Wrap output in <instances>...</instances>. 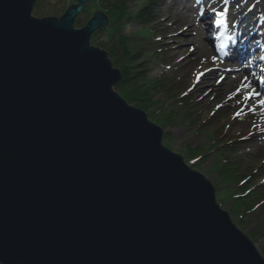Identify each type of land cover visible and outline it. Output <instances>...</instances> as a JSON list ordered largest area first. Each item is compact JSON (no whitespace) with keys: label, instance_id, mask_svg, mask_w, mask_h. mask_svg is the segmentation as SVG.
Wrapping results in <instances>:
<instances>
[{"label":"water","instance_id":"obj_1","mask_svg":"<svg viewBox=\"0 0 264 264\" xmlns=\"http://www.w3.org/2000/svg\"><path fill=\"white\" fill-rule=\"evenodd\" d=\"M0 0V264H264L215 189L115 90L91 0Z\"/></svg>","mask_w":264,"mask_h":264},{"label":"rangeland","instance_id":"obj_2","mask_svg":"<svg viewBox=\"0 0 264 264\" xmlns=\"http://www.w3.org/2000/svg\"><path fill=\"white\" fill-rule=\"evenodd\" d=\"M133 1L138 7L147 2L128 0L131 4ZM160 1L162 9L149 19V23L142 18L126 21L119 17L116 23L122 22L121 44L113 49V53L108 52L113 67L119 69L122 76V64L130 60L125 66L132 74L135 88L142 90L141 104L131 103L115 86L114 90L129 105L144 111L150 122L162 128V144L166 148L182 156L188 166L211 182L221 208L264 258V116L259 114L261 107H257V100L245 98L247 92L233 96L245 76L264 93L257 84L261 74H257V69L255 72L249 69L256 61L242 64L235 60L238 65L233 64L235 62L220 59L209 45L210 31L205 14L209 12L218 17L221 10L228 8L231 12L229 0H205V3L200 0ZM76 3V0H42L40 4L37 1L32 15L60 18ZM212 8L216 11H211ZM90 11L84 13L87 19L83 21L93 18L96 12H103L108 19L118 16L117 11L107 12L99 3H94ZM217 17L213 18L217 20ZM75 28H82V25L75 22ZM211 30L215 29L212 27ZM105 34H99L97 40L93 35L91 46L108 51L109 40ZM190 46L195 51L190 52ZM258 54L257 51L256 57ZM213 57H216L215 61ZM209 68L211 72L207 71ZM259 99H264V95ZM252 107L256 108L255 112L250 111ZM241 136L244 138L237 144L239 168L229 170L223 166L225 158L215 155L209 148L214 138L218 137L220 144L229 137L237 140ZM229 174H233L238 182L246 178L247 183L240 185L246 192L250 183L260 184L250 188L259 192L261 198L248 203L251 211H239L241 204L234 198L239 196L235 193V183L227 181Z\"/></svg>","mask_w":264,"mask_h":264},{"label":"trees","instance_id":"obj_3","mask_svg":"<svg viewBox=\"0 0 264 264\" xmlns=\"http://www.w3.org/2000/svg\"><path fill=\"white\" fill-rule=\"evenodd\" d=\"M41 1L42 0H38L39 4ZM262 1L263 0H229L233 15L235 16V19L242 18L244 19L245 22H252L254 20L261 19V17L259 16L264 13V1L263 3ZM160 2H161L160 0H149V2L147 0L145 4L141 5V7H138L136 2L133 1L131 4L130 2H128V0L126 1L125 0H91L86 5L87 7L85 6L81 15L77 17L75 22L76 24L82 25L83 27L85 23L90 21L92 18L90 20H86V22L83 20L87 19V18H84L86 17L85 14L86 13L89 14V12H91L90 10H91V7L94 6V3L95 5L99 3L101 7L107 10V12L114 13L115 11H117L118 16H114L113 18L109 17L108 25L99 29L94 34L95 38L93 37L94 39L97 40L100 37L99 34L106 32L105 34L106 38L109 40V43L107 44V50L108 52L113 53V49H115V47L118 46L119 43L121 44L119 31H120L122 22L116 23L117 21L120 20L119 17H121L122 20H126V21L130 20L133 17H135L136 19L142 18L147 23H149L150 22L149 19L151 17L153 18V16L156 15L162 9V6L159 5ZM261 24H262V27H260V29H264V17L261 20ZM111 42L113 44H110ZM129 62L130 60L127 59L125 61V65L130 64ZM125 65L122 64L121 68L123 70V76H122V79L115 85V88L118 89L119 92H122L123 95H126V97L130 101H132L131 103H136L139 105L141 104L139 98L142 95L141 94L142 90L140 88H139L140 90L135 88L134 86L135 83H133V78L131 77L132 74L127 71V68ZM184 104L185 103H180L179 105H184ZM241 138L242 137L235 140L229 137L226 140V142L222 140L223 142L219 144L220 140L217 137L213 139L212 145L209 148V149L212 148V152L215 155L225 158L223 166L225 168H228L229 170H235L239 168L238 163H236L237 160L239 159L238 157L239 149H238L237 144L240 143ZM200 156L197 157L199 160L201 159ZM227 177L230 178L227 180L228 183H233V184L235 183V188H236L235 193H237L236 195L239 197L238 198L234 197V198H236L235 200H238V202L241 204L239 211L242 209H245L246 212H249L248 210L251 211V208H248L249 206L248 203H251L254 200H261V198L259 197V192L257 194V191H255L254 188L253 190H251L250 188H252V186H256L260 184L250 183L248 186H251V187H248L249 189L246 192V190L242 188V186H240L242 185V183L244 184L247 183L246 178L238 182L233 174H229ZM259 203L257 205H259Z\"/></svg>","mask_w":264,"mask_h":264},{"label":"snow or ice","instance_id":"obj_4","mask_svg":"<svg viewBox=\"0 0 264 264\" xmlns=\"http://www.w3.org/2000/svg\"><path fill=\"white\" fill-rule=\"evenodd\" d=\"M211 11L215 12L216 9L212 8ZM221 16H224L225 13L223 12V10L220 11L219 13ZM184 30V29H182ZM160 37H158L159 39ZM189 51H195L194 47L189 48ZM216 57H213V60L215 61ZM201 63L203 64L204 61H201ZM207 71L211 72L212 69L209 68ZM201 75H203V73H201ZM261 80L264 81V76L261 77ZM219 82V81H217ZM197 83H199V80H197ZM189 91H191V89H189ZM247 92V95L245 96V98L249 101L252 100H257L258 104L257 107H264V99H259V97H261L262 95H264V93L260 92L257 90V85H253L252 82L249 80V78L247 76H245L241 82V87L237 88L236 92L233 94V96H239L242 93ZM205 95H207V93H205ZM217 107H223V105H218ZM245 107H248L247 105H245ZM256 108L252 107L250 108V111L255 112ZM239 113H237L238 115ZM235 118V117H234Z\"/></svg>","mask_w":264,"mask_h":264},{"label":"bare ground","instance_id":"obj_5","mask_svg":"<svg viewBox=\"0 0 264 264\" xmlns=\"http://www.w3.org/2000/svg\"><path fill=\"white\" fill-rule=\"evenodd\" d=\"M228 14H229L230 16H233V14L230 13V12H228ZM221 22H222V24L224 25L223 21H221ZM186 31H188V30H186ZM106 52H107V54H108V51H106ZM259 114L262 115V116H264V107H261V110L259 111Z\"/></svg>","mask_w":264,"mask_h":264}]
</instances>
